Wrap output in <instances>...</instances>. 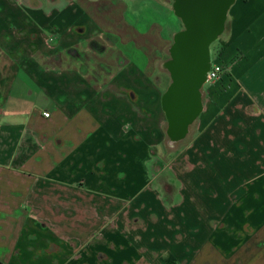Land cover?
Returning a JSON list of instances; mask_svg holds the SVG:
<instances>
[{
  "label": "crops",
  "instance_id": "crops-1",
  "mask_svg": "<svg viewBox=\"0 0 264 264\" xmlns=\"http://www.w3.org/2000/svg\"><path fill=\"white\" fill-rule=\"evenodd\" d=\"M129 6L0 0V264H264V0L231 6L225 72L170 150Z\"/></svg>",
  "mask_w": 264,
  "mask_h": 264
},
{
  "label": "water",
  "instance_id": "water-1",
  "mask_svg": "<svg viewBox=\"0 0 264 264\" xmlns=\"http://www.w3.org/2000/svg\"><path fill=\"white\" fill-rule=\"evenodd\" d=\"M236 0H173L184 28L173 36L163 66L171 81L161 97L170 144L186 138L203 110L202 87L211 68V44L223 33Z\"/></svg>",
  "mask_w": 264,
  "mask_h": 264
},
{
  "label": "rangeland",
  "instance_id": "rangeland-1",
  "mask_svg": "<svg viewBox=\"0 0 264 264\" xmlns=\"http://www.w3.org/2000/svg\"><path fill=\"white\" fill-rule=\"evenodd\" d=\"M129 3V12L126 13L120 12H110L108 21H100L102 24L103 32L109 35V40L114 36L122 35L123 30L121 28L116 29V27L110 21L111 13L114 16L121 17L125 14L126 18L131 21L130 30V60L134 68L141 69L140 78L132 77V82L135 79L136 82L141 80V83L147 85L148 91V103H147V120H148V133L150 131L149 123L153 122L155 119H158L159 114L157 115L154 112V109H150V100L153 98V94L160 95L165 91L167 86L171 81L170 73L163 66V62L170 57L169 46L173 41L174 34L184 28L182 20L177 17L173 10V0H126ZM98 4L105 3L106 0H96ZM122 9V5L119 6ZM106 18V16H103ZM121 20V19H120ZM107 29V31L105 30ZM124 29V28H123ZM126 31V28H125ZM101 33V32H100ZM219 37L217 40H220ZM216 40V41H217ZM215 41V42H216ZM215 42L211 44V56L212 61L216 60V45ZM218 42V41H217ZM119 46V45H117ZM115 45L114 49L117 47ZM214 46V47H213ZM120 47H122L120 45ZM129 46L125 47V50ZM112 48V46H110ZM122 49V48H121ZM101 50V49H100ZM117 50V48H116ZM112 51V49H109ZM207 84V83H206ZM167 121L162 118V129L163 135L161 139L160 147L164 149H180L187 146L189 138L177 142L175 144H170L169 137L166 134ZM195 126L192 127L191 133L194 130Z\"/></svg>",
  "mask_w": 264,
  "mask_h": 264
},
{
  "label": "built area",
  "instance_id": "built-area-1",
  "mask_svg": "<svg viewBox=\"0 0 264 264\" xmlns=\"http://www.w3.org/2000/svg\"><path fill=\"white\" fill-rule=\"evenodd\" d=\"M224 72H225V68L222 64H220L218 62H212L211 68L207 74V82H213V81H217V80L221 79ZM44 116L49 117L50 112L45 111Z\"/></svg>",
  "mask_w": 264,
  "mask_h": 264
}]
</instances>
